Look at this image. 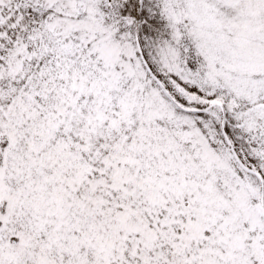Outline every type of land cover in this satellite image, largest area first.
Returning a JSON list of instances; mask_svg holds the SVG:
<instances>
[{
    "label": "snow or ice",
    "instance_id": "1",
    "mask_svg": "<svg viewBox=\"0 0 264 264\" xmlns=\"http://www.w3.org/2000/svg\"><path fill=\"white\" fill-rule=\"evenodd\" d=\"M0 264H264V0H0Z\"/></svg>",
    "mask_w": 264,
    "mask_h": 264
}]
</instances>
